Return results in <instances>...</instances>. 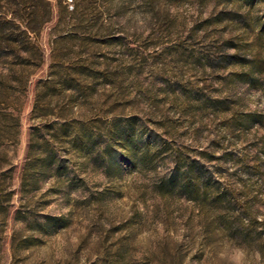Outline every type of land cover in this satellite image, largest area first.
<instances>
[{
	"label": "rangeland",
	"instance_id": "374dc122",
	"mask_svg": "<svg viewBox=\"0 0 264 264\" xmlns=\"http://www.w3.org/2000/svg\"><path fill=\"white\" fill-rule=\"evenodd\" d=\"M50 119L142 133L97 157L51 142L67 176L23 189ZM148 141L150 168L125 153ZM167 147L202 159L208 197L159 195ZM0 264H264V0H0Z\"/></svg>",
	"mask_w": 264,
	"mask_h": 264
},
{
	"label": "trees",
	"instance_id": "16d2710c",
	"mask_svg": "<svg viewBox=\"0 0 264 264\" xmlns=\"http://www.w3.org/2000/svg\"><path fill=\"white\" fill-rule=\"evenodd\" d=\"M12 22V20H8L9 24ZM58 117L62 116L59 115ZM67 122L68 121L59 122V120L50 119L46 121L45 124L36 126L32 129L29 144L31 160L26 165L29 164V166H31L33 174L32 172H26L28 168L25 170L22 182L23 189L29 188L32 185L35 187L37 182L36 176L38 174H46L48 176L52 174L57 177V182H60L61 179H63L62 177L67 176L66 163L59 157L51 142H55V145L72 143L77 147L82 146L89 150L88 153L92 157H97L101 155V145H105L104 152L106 155H114L118 149H124L126 142L133 136L136 137V133H142L140 129L137 130L134 120L127 121L125 125L114 121L107 128L104 135L101 130L94 128L91 123L75 126V123ZM9 123L10 125H8L10 128H4V131L7 129H9L7 131H11V126L14 125V129H16V133L18 134L19 119L16 118V120H11ZM43 131L51 134V140L40 138L39 132ZM132 141L134 142V140ZM146 144L145 149L143 148V152L139 154L133 153L132 149H125V153H127V156L130 160L132 159L135 164L141 163L142 166L148 165L150 168L163 146H159L157 142L156 145L151 144L150 141ZM117 147L120 148L117 149ZM167 149L168 159L173 164V170L168 177H162L156 181L155 188L160 196L166 198L177 194L198 201L200 197H208L210 191L216 189L214 188L215 184L213 185L211 178L207 176L205 172L201 158H189L178 150L169 147H167ZM28 175L32 177L29 178ZM218 191L219 190H217V192ZM216 200H219V198L216 197Z\"/></svg>",
	"mask_w": 264,
	"mask_h": 264
}]
</instances>
